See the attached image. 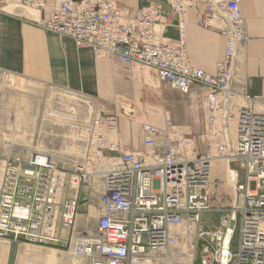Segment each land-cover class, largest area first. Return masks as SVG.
Listing matches in <instances>:
<instances>
[{
    "label": "built area",
    "instance_id": "obj_1",
    "mask_svg": "<svg viewBox=\"0 0 264 264\" xmlns=\"http://www.w3.org/2000/svg\"><path fill=\"white\" fill-rule=\"evenodd\" d=\"M244 1L162 0L129 9L114 0H0V14L39 11L31 19L37 27L97 57L152 68L185 94L204 87L207 111L205 149L169 117L162 127L143 124L145 150L124 151L109 136L117 115L103 111L91 123L84 159L71 169L31 146H12L0 166V237L57 245L76 264H264V96L235 85L247 39ZM164 4L178 18L176 38L165 34ZM191 7L203 27L225 38L214 73L190 62ZM97 186V225L79 228L82 194ZM215 186L230 191L225 208L213 206ZM211 212L221 213L219 222L205 225Z\"/></svg>",
    "mask_w": 264,
    "mask_h": 264
},
{
    "label": "crops",
    "instance_id": "obj_2",
    "mask_svg": "<svg viewBox=\"0 0 264 264\" xmlns=\"http://www.w3.org/2000/svg\"><path fill=\"white\" fill-rule=\"evenodd\" d=\"M114 1L129 9H140L151 1L162 0ZM164 7L168 21L165 34L176 38L178 18L167 4ZM242 11L247 39L237 58L235 85L253 96H264V0L244 1ZM22 12L21 17L0 14V71L45 81L55 88L98 99L104 114L117 115V127L109 136L124 151L145 150L143 124L149 122L162 127L169 117L180 134L197 137L200 143L207 145L204 87L195 86L190 93H182L163 83L154 69L123 64L113 56L97 57L91 48L78 46L70 38L37 27L31 19L39 17V11ZM197 12L191 7L187 15L190 62L214 73L224 57L226 41L218 30L203 27ZM259 108L264 106L259 105ZM5 155L0 149V159ZM83 195L89 200L86 207L81 208L80 225L90 224L94 216H98L101 189L97 186ZM14 244L12 238L0 237V264H16ZM62 262L74 264L66 254Z\"/></svg>",
    "mask_w": 264,
    "mask_h": 264
},
{
    "label": "rangeland",
    "instance_id": "obj_3",
    "mask_svg": "<svg viewBox=\"0 0 264 264\" xmlns=\"http://www.w3.org/2000/svg\"><path fill=\"white\" fill-rule=\"evenodd\" d=\"M162 82L170 85L168 82ZM100 108L98 99L93 97L82 94L79 96L77 93L55 88L45 81L0 71V149L8 153L12 146H31L37 152L53 156L60 167L71 169L84 159L91 123L94 116L102 111ZM199 145L202 149L207 147L206 142ZM1 164L2 159L0 166ZM227 192H230L227 187L223 189L215 186L212 199L215 208H225L231 203ZM85 197L82 194L77 227L88 224L89 227L95 228L98 216H94L90 224L79 223L81 208L86 207L88 202L84 201ZM220 217V212H211L204 214L202 220L205 225H215ZM238 242L239 237L236 235L231 246L233 252L237 251ZM21 245L40 247V251L44 253H47L48 249L59 251L57 245L42 246L20 240L14 244L15 260ZM60 257L58 262L63 264L62 258L65 254L62 252ZM52 262L53 260L50 264Z\"/></svg>",
    "mask_w": 264,
    "mask_h": 264
},
{
    "label": "bare ground",
    "instance_id": "obj_4",
    "mask_svg": "<svg viewBox=\"0 0 264 264\" xmlns=\"http://www.w3.org/2000/svg\"><path fill=\"white\" fill-rule=\"evenodd\" d=\"M27 11L34 12L33 10ZM48 252L44 253L43 251H40V247L33 245H21L18 250L16 264H31L33 262L34 264H50L52 260L53 262L51 264H59L58 261L61 259V252L54 249H48Z\"/></svg>",
    "mask_w": 264,
    "mask_h": 264
}]
</instances>
